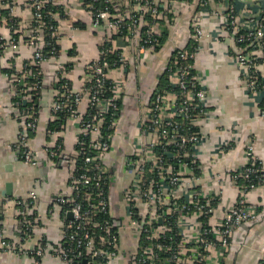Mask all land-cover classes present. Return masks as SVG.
Returning a JSON list of instances; mask_svg holds the SVG:
<instances>
[{"label": "built area", "instance_id": "obj_1", "mask_svg": "<svg viewBox=\"0 0 264 264\" xmlns=\"http://www.w3.org/2000/svg\"><path fill=\"white\" fill-rule=\"evenodd\" d=\"M100 1L105 3L104 8L89 6L85 12L88 14L90 27L104 32L100 43L102 51L98 50V55L83 65L82 82L78 89H74L67 78L66 73L72 65L69 60L59 58L61 50L56 56L44 55L45 29H51V38L59 46L63 37L59 30L61 19L58 14L49 13L57 21V26L50 28L38 12L48 0H26L33 24L31 20L25 24L16 20L18 18L13 13L14 0L4 2L8 16L2 18L10 29V36L7 39L0 38V55L12 54L7 67L14 71L10 75L14 83L11 105L15 110V118L24 124L17 144L20 159L27 165H37L36 152L30 148L32 137L29 134L35 135L38 130L44 88L42 65L50 59H57L59 66L49 109L53 120L62 123L59 128L48 132L49 142L41 151L51 163L60 162L70 166V192L50 200L51 207L55 211L57 208L61 209L66 217L56 243L40 236L35 246L24 247L32 238L33 228L38 220L33 210L38 194L33 191L28 200L17 203L20 244L12 245L0 229V249L29 257L32 264H39V259L46 254L56 257L63 264H121L124 254L122 243L126 239L136 244L132 255L133 264H221L235 232L262 212L261 204L253 201L252 194L264 189V162L255 153L253 142L249 141L244 150V162L234 171H238L237 173L231 174L238 188V195L232 208L223 212L220 217L216 214L219 198L200 192L198 187L189 186V181L197 180L201 174L197 158V148L202 141L199 123L207 113L204 104L206 87L194 69L203 32L198 22L193 21L190 40L194 48L173 50L176 51L172 60L174 71L169 77L170 87L173 88L165 91L154 89L153 99L145 109L140 129L152 139L142 143L135 150L134 156L125 160L124 176L127 181L119 193L120 217L123 220L121 222L116 218L111 208L109 191L106 193L105 189L106 186L109 189L112 186V176L104 163L112 146L114 131L120 124L117 101L122 96L123 81L115 73L131 68L126 50L128 44L135 52L134 64L150 54L157 42L152 36L159 35L158 21L162 19V3L174 20L177 16L176 9L185 0H168L165 3L163 0H122L119 6L115 0ZM199 2L202 6H207L208 0ZM109 3L114 4L112 7L115 11L122 7L124 11L110 14L106 7ZM146 15H149L150 23L146 22ZM255 18V28L242 29L235 22V6L229 5L223 14L227 34L224 39H232L235 44H246L239 47L234 58L246 90L250 95L258 97L262 90L264 92V83H260L253 69L256 67V59L264 60L263 8L256 11ZM144 28L147 30L146 38L141 41L140 30ZM121 30H127L126 35L120 38L125 40V46H119L118 38H114ZM15 34L19 38L14 37ZM21 43H25L33 52L30 58L18 66L13 55L20 50ZM108 55L116 56L113 63L106 59ZM188 60L193 63L186 64ZM192 70L195 71L194 74L191 73ZM62 79L67 80L70 85L55 87ZM36 90H40V97L37 108L34 109V106L28 107L26 104L30 102V93ZM107 91L111 96L105 98ZM82 103H85L84 111L80 110ZM259 113L264 117V108H260ZM176 117L187 120L198 131L185 134L182 124L175 121ZM75 123L77 149L69 154L64 150L62 138L56 136L59 131ZM161 136H166L167 142L162 148L164 152L156 155L154 147ZM169 145L175 147L172 158L183 157L179 154L181 152L187 157L191 156L198 161L200 173L192 176L193 169L187 164H183L177 173L173 172L170 164L164 166V155H171L167 148ZM186 147H189L188 151ZM223 150L221 147L219 152ZM77 159L81 160V164ZM148 173H157L156 183L147 177ZM238 179L243 184L240 187L237 185ZM68 212H71V218L67 217ZM106 213L109 214L110 222L97 220L98 215ZM259 264H264V254Z\"/></svg>", "mask_w": 264, "mask_h": 264}, {"label": "crops", "instance_id": "obj_2", "mask_svg": "<svg viewBox=\"0 0 264 264\" xmlns=\"http://www.w3.org/2000/svg\"><path fill=\"white\" fill-rule=\"evenodd\" d=\"M69 13V18L60 20L61 60H69L72 68L66 75L74 89L81 86L83 65L98 55V48L103 33L90 27L88 14L83 10L81 0H59ZM164 1V0H163ZM5 0H0V9L6 10ZM13 13L20 23H29L31 11L25 4L26 0H14ZM229 5L235 6V22L240 28H255V13L259 8L264 9V0H208L206 8L196 11L195 1H184L178 7V15L171 23L166 22L167 39L157 52L151 51L143 67L128 84L126 94H123L120 124L113 134L112 146L106 154L104 163L108 166L113 186L120 176L124 179L125 160L134 156L135 150L142 143L151 140L149 134L141 132L139 118L140 108L146 109L149 98L153 93L160 76L165 72L171 54L176 48L187 46L192 35V23L198 22L203 36L200 40L194 69L197 71L202 84L206 87L204 104L206 115L200 124L202 141L197 152L201 174L197 180L189 181L190 187H198L204 194L219 198L216 212L220 217L223 212L232 208L238 195V188L231 178L232 172L240 168L244 162L246 144H254L255 153L264 162V117L259 113V99L246 90L243 77L234 58L239 49L231 39L225 40V24L223 14ZM83 23L85 28H76ZM162 32V30H158ZM264 32V29H263ZM10 29L0 16V38L7 39ZM125 40L118 39V45L125 46ZM128 53L134 49L130 44L126 47ZM33 50L21 43L20 50L13 55L19 66L30 58ZM10 53L0 55V229L4 237L12 245L20 244V229L18 221V201L28 200L31 193H38V201L34 205V213L38 220L34 225L32 238L24 244L25 248L37 244L40 236L56 243L63 230L64 217L61 209L56 211L51 207L50 200L70 192L68 177L70 166L66 163H51L42 148L47 144V130L50 123L55 122L50 113L49 103L52 98L53 85L58 70V60L50 59L42 65L43 91L39 109L38 130L30 142V148L36 152V166L27 165L21 161L17 150L18 137L24 124L15 118V110L11 102L13 98V78L2 72L8 67ZM264 79V62L257 65ZM130 68L118 77L127 79ZM114 78V75H112ZM85 110V103L80 105ZM75 124L67 126L57 133L62 138L64 150L71 154L77 136ZM136 138V139H135ZM223 147V151L219 149ZM124 182L122 187H124ZM121 191V190H120ZM120 191H116L117 198ZM264 189L252 194L253 201H258L263 209L260 214L261 222L254 225L242 226L226 253L221 264H259L264 254ZM0 264H32L29 257L15 252H0ZM39 264H63L56 257L44 255ZM220 264V263H219Z\"/></svg>", "mask_w": 264, "mask_h": 264}, {"label": "trees", "instance_id": "obj_3", "mask_svg": "<svg viewBox=\"0 0 264 264\" xmlns=\"http://www.w3.org/2000/svg\"><path fill=\"white\" fill-rule=\"evenodd\" d=\"M117 1V4L119 6V4H121L122 0H115V2ZM185 1H188V2H191L192 0H185ZM195 1V4H196V11H198L199 9H202V8H206V10L208 9L207 6H202V4L199 2V0H194ZM30 2V1H29ZM114 2V4H115ZM164 3L165 2H168V0H164L163 1ZM114 4H111L109 3L108 5H106V7L109 9V13L112 14V15H115L117 13H122V11H124V9L122 8H119V10L117 9L115 11V9H113V5ZM81 5H82V8L83 10L87 11L88 10V7L89 6H93L94 8H98V9H102L105 7V3H103L102 1L100 0H97V1H93V0H81ZM33 11L35 12V10L33 9ZM160 11L162 12V19L158 21V24L160 25V30H162V32L159 33V35H153L152 38L156 39L157 42L154 44V47L152 49L153 52H157L158 50H160V48L163 46V44L165 43L166 39H167V34H166V25L165 23L168 22V23H171V15L168 14L167 12V8L165 6V4L162 3V7L160 8ZM41 16H42V20L46 23L47 27H50V28H55L57 26V21L49 16V13H52V14H58L59 16V19L61 20H65V19H68L69 18V13L68 11L66 10V7L64 4H61L59 0H48V3L45 4V6H43V8H41L39 11H38ZM0 15H2V17H6L8 16V10H0ZM145 19H146V22L150 23L151 22V19L149 18V15H146L145 16ZM20 22L19 19H16ZM31 23L33 24L34 23V20H31ZM76 28H79V29H84L85 26L83 23H78L76 24ZM53 30V29H52ZM190 30H192V28H190ZM146 31L145 28L140 30V35H141V41H143V39L146 38ZM127 33V30H121V32L114 36V38H122L126 35ZM44 36H45V46L43 47V51H44V55L45 57H49L50 55L51 56H56L60 50V46L57 44L56 40H54L53 38H51V29L49 30L48 28L45 29L44 31ZM14 37H18L19 38V35L18 34H15ZM26 40V38H24V41ZM246 44H236V46L239 48V47H243L245 46ZM101 45H99V48L98 50L99 51H102L101 50ZM185 49H189V50H192L194 48V44L193 42L190 40L187 44L186 47H184ZM53 54V55H52ZM176 55V51H173L172 54H171V57H170V61L167 65V68L165 70V72L162 74V76L159 77L158 79V82H157V86L155 87V89L157 90H160V91H165V90H170L172 89L173 87H170V83H169V77L172 75L173 71H174V67H173V64H172V60L173 58L175 57ZM50 56V57H51ZM257 58V56H256ZM106 59L110 62V63H113L114 60L116 59V56L115 55H108L106 57ZM256 67L253 69L254 70V74L258 77V80L260 81V83H264V79L261 77L258 69H257V65L261 64L264 62V60L262 58H258L256 59ZM193 61L192 60H188L186 62V64H192ZM2 72L5 73L7 76L10 77V75L12 74V72H14L12 69H9V68H4L2 69ZM192 74L195 73V71H191ZM29 83L32 84V81L29 80ZM34 83V82H33ZM63 84H68L70 85V83L65 80V79H62L60 80L58 83L55 84V87H58V86H61ZM106 84H108L106 82ZM176 90V89H175ZM31 95V98H30V102L28 104H26V106L28 105V107H31V106H34V109L37 108V104H38V98L40 97V90H36V91H32L30 93ZM111 96V93L109 91H107L105 94H104V97H109ZM260 99H259V104H258V108H264V92L263 90L261 91V94H260ZM153 99V96L151 94L150 98H149V103H151ZM13 100V99H12ZM122 97L117 101V105H118V112H119V115L121 116V111H122ZM16 101V100H15ZM36 106V107H35ZM24 107V106H23ZM194 113H192L193 115ZM61 116V115H60ZM59 116V117H60ZM108 117V116H107ZM62 118V116H61ZM175 121H179L180 124H182V129H183V132L185 134H189L191 132H197L198 131V128L193 126V125H190L188 123L187 120H182L181 117H176L175 118ZM62 123V121H55L53 123H50L49 127H48V130H47V139L49 137V133L50 131L52 130H55L57 128H59L60 124ZM104 132H106L104 130ZM30 137H34L33 134H29ZM167 142V137L166 136H161L160 139L156 142L155 144V147H154V153L156 155H159L161 153H163V147L165 145V143ZM167 148L169 149V151H171V155L169 156H165V163H164V166H166L167 164H170L172 169H173V172L177 173L180 171V169H182L183 167V164H187L189 167H192V176H197L200 171L198 169V161L197 160H194L191 156L190 157H187L183 152L179 153L181 156V158H172L171 156L173 155L175 147L173 145H169L167 146ZM188 148L189 147H186V151H188ZM74 149H77L75 146H74ZM77 162L81 164V160L80 159H77ZM195 166V167H194ZM238 171L236 172H232V174L234 173H237ZM147 177L152 180L154 183H156V181L158 180V175L157 173L151 175L150 173H148ZM186 177H190V176H186ZM127 179H124L123 176H120L117 180V182L115 183L114 186L110 187H105L106 189V193H108L109 191V195H110V199H111V208L113 209V212H115V215L116 213H120L121 212V206H120V202L118 200V197L116 198L114 196L115 192L118 190V191H122L123 187H122V183L124 182V184L126 183ZM237 185L240 187L242 184V181L240 179L237 180ZM109 186V185H108ZM38 194V193H37ZM172 201H175V200H172ZM177 201V200H176ZM216 203V202H215ZM31 205H30V209H31ZM34 210V209H33ZM1 212H2V208H0V215H1ZM121 214V213H120ZM122 219V217H121ZM1 220V218H0ZM97 220L100 221V222H105V221H109V214L106 213V214H100L97 216ZM123 220V219H122ZM203 221H205L204 219H202ZM110 222V221H109ZM169 222L172 224V219L169 220ZM38 223V222H37ZM19 225H20V222H19ZM1 226V225H0ZM1 228V227H0ZM124 237H126V234L123 235ZM136 247V244H132L130 241H126L123 240V243H122V248H123V251H124V254H123V260L121 262V264H133L132 263V255L135 251V248ZM132 250V252H131ZM2 248L0 249V252H2ZM40 263V259H39V262Z\"/></svg>", "mask_w": 264, "mask_h": 264}, {"label": "rangeland", "instance_id": "obj_4", "mask_svg": "<svg viewBox=\"0 0 264 264\" xmlns=\"http://www.w3.org/2000/svg\"><path fill=\"white\" fill-rule=\"evenodd\" d=\"M178 11V9H176V12ZM177 15H178V13H177ZM108 31H110V30H107V32ZM104 33V32H103ZM134 55H135V52H133L132 54L131 53H128L127 54V56H128V58H130V61H131V65H130V73L128 74V76H127V79L126 78H123V77H120V79L123 81V86H122V89H121V92H122V95L123 94H126V90H127V87H128V84L130 83V82H132L133 81V79H134V77H135V75L139 72V70L143 67V65H144V62H145V60H147L148 59V56L145 58V59H142V60H140V61H137V63H135L134 64ZM144 112H145V109L144 108H140V111H139V118H142L143 116H144ZM136 139V138H135ZM114 181H115V179H113V180H111V184H112V186H113V183H114ZM111 186V187H112ZM264 192V191H263ZM261 208L263 209V207H262V205H261ZM112 211H113V209H112ZM116 212V211H115ZM115 212H114V214H115ZM121 213V212H120ZM120 213H116V215H115V217L116 218H118L121 222H122V219H121V217H120ZM218 217V216H217ZM261 220H262V216H258L256 219H254L253 221H251V222H248L247 224H255V223H257V222H261ZM247 224H245V225H247ZM257 224H259V223H257ZM244 226V225H243ZM242 228V227H241ZM241 228L240 229H238L236 232H235V234L238 232V231H240L241 230ZM235 234H234V236H235ZM234 236H233V238H232V240L234 239Z\"/></svg>", "mask_w": 264, "mask_h": 264}, {"label": "water", "instance_id": "obj_5", "mask_svg": "<svg viewBox=\"0 0 264 264\" xmlns=\"http://www.w3.org/2000/svg\"><path fill=\"white\" fill-rule=\"evenodd\" d=\"M120 199H121V194L118 195V200H120ZM67 217H68V218H71V217H72L71 212H68ZM160 222H161V219H159V223H160Z\"/></svg>", "mask_w": 264, "mask_h": 264}]
</instances>
